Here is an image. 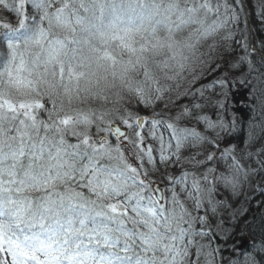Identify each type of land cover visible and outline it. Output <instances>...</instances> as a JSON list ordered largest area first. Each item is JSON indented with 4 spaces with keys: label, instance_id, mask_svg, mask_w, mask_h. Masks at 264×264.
Segmentation results:
<instances>
[{
    "label": "snow or ice",
    "instance_id": "snow-or-ice-1",
    "mask_svg": "<svg viewBox=\"0 0 264 264\" xmlns=\"http://www.w3.org/2000/svg\"><path fill=\"white\" fill-rule=\"evenodd\" d=\"M0 264H264V0H0Z\"/></svg>",
    "mask_w": 264,
    "mask_h": 264
},
{
    "label": "trees",
    "instance_id": "trees-1",
    "mask_svg": "<svg viewBox=\"0 0 264 264\" xmlns=\"http://www.w3.org/2000/svg\"><path fill=\"white\" fill-rule=\"evenodd\" d=\"M252 211H256L255 208H253Z\"/></svg>",
    "mask_w": 264,
    "mask_h": 264
}]
</instances>
